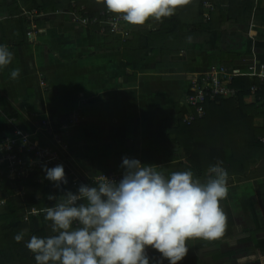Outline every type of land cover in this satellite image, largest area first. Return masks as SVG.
I'll list each match as a JSON object with an SVG mask.
<instances>
[{
  "label": "crops",
  "instance_id": "obj_1",
  "mask_svg": "<svg viewBox=\"0 0 264 264\" xmlns=\"http://www.w3.org/2000/svg\"><path fill=\"white\" fill-rule=\"evenodd\" d=\"M33 4V0H0V44L13 52L12 63L0 70V143L16 138L20 130L52 148L53 137L47 129L63 130L71 146L65 174L73 193L79 188H73L74 176L95 186L92 179L106 171L124 173L122 159H134L136 149L142 164L153 165L165 176L188 170L182 163L185 153L160 137L162 124L175 128L188 111L185 100L197 74L216 63L250 74L253 60L245 54L248 46L255 43V54L264 53L258 47L264 45V26L256 21L253 27L224 26L218 41L211 31L194 25L164 31L163 19L150 18L144 25L130 24L131 36L125 41L75 25L66 7L38 15L30 10ZM237 54L244 56L237 59ZM13 69L20 70L15 79L10 75ZM245 96L223 100L232 103L215 110V115L229 117V122L218 119L221 124L207 125L215 139L232 135L228 131L237 126L230 120L240 115L241 104L262 107L256 98ZM76 112L82 118L74 124ZM263 127L264 118L255 117V132ZM243 138L236 135L230 148L242 149ZM246 176H229L228 196L221 207L234 223L231 235L203 239L204 249L197 254L208 264H264V154L255 158ZM16 185L12 181L16 196L20 189L27 190Z\"/></svg>",
  "mask_w": 264,
  "mask_h": 264
},
{
  "label": "clouds",
  "instance_id": "obj_2",
  "mask_svg": "<svg viewBox=\"0 0 264 264\" xmlns=\"http://www.w3.org/2000/svg\"><path fill=\"white\" fill-rule=\"evenodd\" d=\"M187 2L103 0L108 11L131 25L170 17ZM12 60L13 52L0 44V70ZM19 73L13 69L11 78ZM121 167L119 181L103 176L95 186L80 185L76 193L49 195L56 202L43 213L52 234L33 235L26 242L36 264H150L149 247L168 264H178L189 240L213 241L224 235L227 217L221 202L228 196L229 174L222 163L210 166L204 181L190 169L165 176L153 165L128 157ZM43 170L55 187L67 184L63 165ZM14 239L22 241L23 233Z\"/></svg>",
  "mask_w": 264,
  "mask_h": 264
},
{
  "label": "trees",
  "instance_id": "obj_3",
  "mask_svg": "<svg viewBox=\"0 0 264 264\" xmlns=\"http://www.w3.org/2000/svg\"><path fill=\"white\" fill-rule=\"evenodd\" d=\"M33 1L34 4L30 10H36L35 13L38 15L54 12L60 7H66L67 10L72 11L74 6L85 7L91 16H97L101 12L108 11L103 0ZM62 2L64 4H61ZM57 12H60V10ZM191 16L195 17H193L194 19L191 22L185 21V18L192 19ZM255 21L264 26V6L256 8L254 0H188L186 4L178 6L172 16L163 18L161 28L168 32H178L182 29H190V26L194 25V27H200L203 32L211 31L214 39L217 38L219 41L222 31H224V26H249V24L255 23ZM190 23L191 25H189ZM171 24L175 25L171 27ZM129 25H126L125 30L130 32ZM93 30L98 32L95 28ZM118 36L127 41L131 33L128 38H124L122 35ZM258 47L260 50H264V45L259 44ZM245 54L246 56H252V45L248 46ZM242 56L244 54H237L234 57L239 59ZM234 57L232 56L231 58ZM257 57L260 65L264 66V53L259 54ZM225 58L226 55H224ZM254 84L259 85L260 81L258 79L243 77L237 79L233 85L243 89L242 95L239 97L243 98L248 94V89ZM261 95L264 96V92ZM231 103L219 100L217 103L206 104V117L191 125L183 123V117L186 113L181 115L179 123L175 128H171L167 122L162 124L160 137L163 142L168 146L175 145L185 153L186 159L182 162L183 165L186 169L193 171L194 177L200 180L206 179L209 167L217 163H222L229 176L240 175L247 177L246 169L255 162L256 157H263L264 127L256 133L255 129H253V121L258 116L264 118V106H260L261 110V108H258L254 104L251 106L241 104L237 112L240 115L234 116L230 120L237 128L233 131H228L229 134L232 132V135L230 134L224 140L218 136L215 139V132L209 128L207 129V125H211L214 121H216V124H221L218 119L229 122V117L226 119L221 114L215 115V110H224ZM240 134L244 136L245 146L238 150H236L234 145L233 148H230V141ZM39 146L42 147L40 144ZM69 148L71 149V146ZM133 153L134 159H138L137 149L133 150ZM69 157L67 155L62 158V161L67 165L70 162ZM106 172L109 173V171ZM37 174L28 179L16 180L17 187L20 188L21 185L27 186V190L22 198L16 196V190L11 189L12 180L2 177L0 192H2L6 203L0 207V264H36L33 253L26 247V242L33 235L43 237L52 234L51 221L44 219L43 209L53 206L56 202L55 200H49V195L59 198L69 191V187L68 184H64L60 188H57L54 182L47 179L40 182L38 177H36ZM33 209L39 211V213L34 215L32 213ZM26 217H28V221H25ZM233 223L232 216L229 215L222 238L231 235ZM19 233H23V240L17 242L14 237ZM202 243H204L203 239L199 238L189 240L187 242L189 250L178 264H208L197 254V252L204 249ZM148 249L154 255L153 258H150V264H168L167 259L162 260V256L158 251L150 247Z\"/></svg>",
  "mask_w": 264,
  "mask_h": 264
},
{
  "label": "built area",
  "instance_id": "obj_4",
  "mask_svg": "<svg viewBox=\"0 0 264 264\" xmlns=\"http://www.w3.org/2000/svg\"><path fill=\"white\" fill-rule=\"evenodd\" d=\"M254 2L256 8L264 6V0H254ZM69 15L71 22L75 25L90 29L95 28L101 35H122L124 38L130 36V32L125 30L128 23L110 11L91 16L85 7L74 6ZM253 25L254 23L252 22L251 27ZM251 58L253 65H250V74H243L240 70L220 63L213 64L206 72L197 74L191 80L189 93L185 100V106L188 107V111L183 118V123L191 125L204 119L207 112L206 104L208 103L239 98L242 95V89L233 85V82L239 77L249 76L260 80L259 85H252L248 89V94L245 97L256 98L257 103L264 106V96L261 95L264 92V66L260 65V61L255 54V43H252ZM81 118L77 113L72 123H79ZM47 130L53 137V149L44 146L40 147L32 133H24L20 130H16V138H6L0 144V178L6 177L9 180L16 181L17 179H28L38 173L36 177H38L40 182H43L46 176L43 166L51 168L56 165H63L65 172L68 171V165L62 161L64 156L69 155L70 150V146L66 142V138L68 139L66 133L63 130L55 133L52 128ZM103 176L119 181L123 173L104 172L95 179L93 178L92 181H98ZM71 182L73 188H78L82 184L92 186L87 181H83L84 183L79 181L75 176ZM32 213L37 215L39 211L33 209ZM25 221H28V217L25 218ZM148 250L147 254L152 257Z\"/></svg>",
  "mask_w": 264,
  "mask_h": 264
},
{
  "label": "rangeland",
  "instance_id": "obj_5",
  "mask_svg": "<svg viewBox=\"0 0 264 264\" xmlns=\"http://www.w3.org/2000/svg\"><path fill=\"white\" fill-rule=\"evenodd\" d=\"M196 75V74H195ZM194 78V77H193ZM78 112H76V114H77ZM64 148H66V147H64ZM69 154H70V150H69ZM16 187H17V185H16ZM26 188H27V186H26ZM25 192H26V189H20V192H19V197L20 198H22L23 196H24V194H25ZM6 203V201H5V198L1 195L0 196V207H2L4 204Z\"/></svg>",
  "mask_w": 264,
  "mask_h": 264
}]
</instances>
